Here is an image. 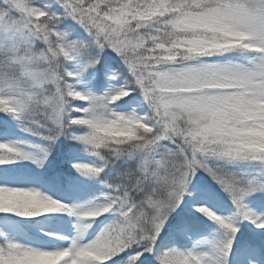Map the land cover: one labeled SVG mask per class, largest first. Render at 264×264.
Segmentation results:
<instances>
[{
  "label": "snow or ice",
  "instance_id": "snow-or-ice-1",
  "mask_svg": "<svg viewBox=\"0 0 264 264\" xmlns=\"http://www.w3.org/2000/svg\"><path fill=\"white\" fill-rule=\"evenodd\" d=\"M0 264H264V0H0Z\"/></svg>",
  "mask_w": 264,
  "mask_h": 264
}]
</instances>
